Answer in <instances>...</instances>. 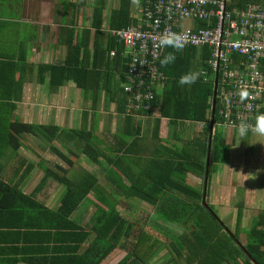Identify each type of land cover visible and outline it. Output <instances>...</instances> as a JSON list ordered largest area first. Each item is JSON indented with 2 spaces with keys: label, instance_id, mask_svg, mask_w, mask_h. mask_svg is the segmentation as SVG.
<instances>
[{
  "label": "trees",
  "instance_id": "trees-1",
  "mask_svg": "<svg viewBox=\"0 0 264 264\" xmlns=\"http://www.w3.org/2000/svg\"><path fill=\"white\" fill-rule=\"evenodd\" d=\"M250 4L264 6V0H232L229 9H246ZM105 8L103 4L94 11L92 27L96 30L98 42L93 52L89 48L91 30H85L86 38L75 37V32L68 30L70 35L65 40L68 50L65 61L39 66V76L43 78L48 74L52 87L58 88L67 81L76 82L83 89L101 87L108 76H112L110 62L116 64L124 85L130 82V58L124 56V45L112 35L113 31L126 29L134 24L129 4L122 3L111 14L109 41L104 48L100 39L104 34L102 25ZM195 25L196 28L211 27L205 21H198ZM85 39L88 45L84 42ZM113 51L114 56L111 55ZM168 53L173 54L176 59L168 66L160 63V69L168 76V80L164 84L162 96L154 88L156 96L150 107H146L148 103L143 100L138 102L141 104L139 109L129 110L126 105L132 96L124 85L119 88L118 93L124 96L120 110L126 116L124 132L116 142V149L108 151L97 147L89 130L73 131L84 142L83 154L99 166L107 164L112 168L115 183L110 180L111 189L101 186L98 178L90 173L80 181L59 176L56 180L66 188V193L60 206L51 209L36 197L24 195L18 187L2 184L4 190L19 198L20 222L17 229H14L17 230L14 235L19 237L24 232L29 235L27 238L19 237L8 245L12 251L11 260H6L3 264H109L121 252L125 254L117 264H264V215L260 214L255 218L247 229L243 227V208L240 206L233 232L215 212L208 195L206 202L214 212L204 204L209 145L198 157L189 156L186 149H181V154L168 158L151 157L145 164L142 163L144 152L136 149L142 140V126L138 118L151 116L158 111L160 117L209 123L211 127L216 78V72L210 67L213 50L209 47L169 45L164 55ZM4 63L16 65L15 67L18 65L13 60H4ZM10 66L5 69L11 71ZM14 69L12 68V72ZM188 72L199 73V78L191 86H181L179 78ZM138 82L136 79L130 84ZM220 93L219 86L214 124L221 120ZM159 124L156 122L155 133ZM210 127L207 130L209 136ZM12 129L19 136L16 139L18 148L22 145L19 139L24 134L37 135L48 143H53L60 132L55 126H35L22 122L13 123ZM220 138L216 133L212 140L209 180L217 171V163L222 160L226 151L225 140ZM52 149L60 153L54 146ZM4 153L2 151L0 156ZM78 156L76 155V159ZM108 167L106 170H109ZM48 172L51 175L54 173L53 170ZM189 176L193 177L190 182ZM196 178L200 180L193 185ZM90 194L95 197V221L91 226H85L72 217ZM132 199L153 206L156 220L181 226L184 232L168 236L159 226L142 227L133 218ZM22 200H27L30 206L23 207ZM241 234H245L244 243ZM162 248L167 250V254L156 263L155 259Z\"/></svg>",
  "mask_w": 264,
  "mask_h": 264
},
{
  "label": "crops",
  "instance_id": "crops-1",
  "mask_svg": "<svg viewBox=\"0 0 264 264\" xmlns=\"http://www.w3.org/2000/svg\"><path fill=\"white\" fill-rule=\"evenodd\" d=\"M145 2L0 0V154L5 151L0 156V264L11 260L12 251L8 248L11 242L29 236L27 232L19 237L14 235L17 233L14 229L20 222L19 198L4 190V183L18 187L24 195L36 197L51 209L60 206L66 193V188L56 180L59 176L80 181L90 173L101 181L100 177L105 173L103 185L111 189L112 168L107 164L100 168L83 154L84 142L73 131L89 130L96 146L110 151L117 148L116 142L125 128L126 114L120 110L124 96L118 93L124 83L115 63L110 62L112 76H108L101 87L88 89L73 81H67L58 88L52 87L48 74L43 78L39 76V66L65 61L68 51L65 40L70 35L68 30L74 31L75 37L80 38H86L85 30H91L89 48L94 51L98 42L96 30L92 27L96 7L103 4L106 7L102 25L104 34L100 39L105 48L109 41L111 14L122 3L129 4L134 21L132 26H142ZM65 6L67 9L64 10ZM84 42L88 45L86 39ZM4 60H13L18 65H7ZM6 66H10L11 71H7ZM12 68H15V73ZM163 89L164 86L158 88L159 96L163 95ZM211 112L213 114V106ZM210 118L212 120V116ZM138 119L142 126V140L136 149L144 152L143 164L151 157L168 158L181 154V149H186L189 156L198 157L207 145V160L210 162L213 137L216 133L221 136L220 139L225 140L226 151L211 179L206 176L204 195L206 198L208 195L214 207L217 205L213 199H219L221 206H227L233 199L231 207L225 208H235L234 212H238L242 206L244 214L256 213L253 221L260 214L264 215V137L249 135L241 141L237 128L223 125L220 119L216 124L211 122V127L209 123L160 117L158 111ZM19 122L58 127L59 137L48 143L40 136L24 134L19 139L22 145L18 148L16 139L19 136L12 129V124ZM156 122L160 124L155 133ZM209 127L210 136L207 134ZM52 146L60 153L53 151ZM76 155H79L77 159ZM48 170L54 173L51 175ZM192 179L189 176V182ZM198 180L196 178L192 184ZM42 182L45 183L40 187ZM92 197L90 194L93 202ZM21 205L30 206L27 200H22Z\"/></svg>",
  "mask_w": 264,
  "mask_h": 264
},
{
  "label": "built area",
  "instance_id": "built-area-1",
  "mask_svg": "<svg viewBox=\"0 0 264 264\" xmlns=\"http://www.w3.org/2000/svg\"><path fill=\"white\" fill-rule=\"evenodd\" d=\"M231 1L146 0L142 26L112 32L124 45V56L130 58L129 81L139 80L124 85L132 96L129 110L139 109L138 102L143 100L150 107L156 96L154 88L158 90L167 82L168 76L160 69L166 47L159 45L162 38H168L175 46L213 50L210 67L221 87L223 125L237 128L241 122H253L264 114V6L230 10ZM184 21L193 22V26L182 27ZM198 21L211 27L196 28ZM242 92L248 95L242 97Z\"/></svg>",
  "mask_w": 264,
  "mask_h": 264
},
{
  "label": "rangeland",
  "instance_id": "rangeland-1",
  "mask_svg": "<svg viewBox=\"0 0 264 264\" xmlns=\"http://www.w3.org/2000/svg\"><path fill=\"white\" fill-rule=\"evenodd\" d=\"M64 10L67 9V7L65 6L63 8ZM192 22L191 21H185L184 22V27H191ZM126 107L128 108V106L126 105ZM129 109V108H128ZM101 167H105V166H100ZM107 168V167H106ZM104 173V170H102ZM109 170H107L108 172ZM106 174H102L101 175V181L99 180V184L101 186L104 187L103 182L105 181V177ZM91 196H93L92 198L95 200V197L93 194H91ZM232 200L229 201L227 204V206H221L219 203V199L218 201L216 199H213V201L215 202V204L217 205V207L215 208V212L218 213V216L220 217V219L222 220V222H224V224L230 228L233 232L235 231L236 228V220H237V214L238 212H234L235 208H233L232 210L230 208H225V207H231L232 205ZM239 200V199H238ZM133 205L134 207L132 208L133 212L132 214L134 215V219L137 220L139 222L140 225H142V227H146V226H152V227H160L159 229L162 232H167V235L171 236L172 235H179L181 233L184 232V229L181 226L178 225H174L173 223L170 222H166L165 224L163 222H161L160 220H156V214L154 211V207H152L151 205H149L146 202H142L138 199H132ZM92 199L90 198H86L83 202L82 205L80 206V208L78 209V211L73 215V218L78 221L79 223H84L86 226L88 225H92L94 224L95 221V212H96V207L92 204ZM231 203V204H230ZM209 210H211V208H208ZM245 211H243V217H244V221H243V227L245 228H249L252 225V221L253 218L256 215V213H248L247 215L244 214ZM156 220V222L154 221ZM170 233V234H168ZM155 235H157L155 233ZM158 237H161L160 235H157ZM163 238V237H162ZM241 239L242 242L244 243L246 241L245 238V234H241ZM124 252H121L118 256H116L109 264H117L122 257L124 256ZM167 254V250L165 248H162L161 251L159 252L158 256L156 257L155 261L156 263H159L161 259H163V257ZM155 261L153 263H155Z\"/></svg>",
  "mask_w": 264,
  "mask_h": 264
},
{
  "label": "clouds",
  "instance_id": "clouds-1",
  "mask_svg": "<svg viewBox=\"0 0 264 264\" xmlns=\"http://www.w3.org/2000/svg\"><path fill=\"white\" fill-rule=\"evenodd\" d=\"M173 41L168 38H162L160 41V47L165 48L169 45H172ZM176 57L168 53L163 56L160 63L162 66H168L175 62ZM199 78V73L197 72H188L180 76L179 84L181 86H191L197 82ZM248 95L247 92H242L241 96L246 97ZM237 133L241 138V141H245L249 135H253L256 137H264V114L255 118L253 122H241L237 125ZM258 143V142H257Z\"/></svg>",
  "mask_w": 264,
  "mask_h": 264
},
{
  "label": "water",
  "instance_id": "water-1",
  "mask_svg": "<svg viewBox=\"0 0 264 264\" xmlns=\"http://www.w3.org/2000/svg\"><path fill=\"white\" fill-rule=\"evenodd\" d=\"M217 95H218V76H217L216 81H215V93H214V100H213L212 124L214 122L213 119H214V115H215V112H216ZM208 165H209V163H208ZM208 172H209V168H207V176H208ZM204 204L207 207V209L210 207V205H208L207 202H206V195H204ZM211 211H213V210L211 209ZM227 231L230 232L231 235H234L230 230H227Z\"/></svg>",
  "mask_w": 264,
  "mask_h": 264
}]
</instances>
